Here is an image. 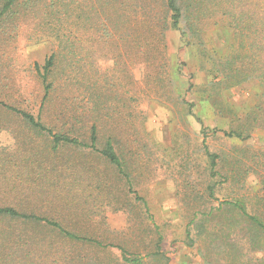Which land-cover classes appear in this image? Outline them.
<instances>
[{"label":"rangeland","instance_id":"obj_1","mask_svg":"<svg viewBox=\"0 0 264 264\" xmlns=\"http://www.w3.org/2000/svg\"><path fill=\"white\" fill-rule=\"evenodd\" d=\"M15 18L11 13L0 20V103L41 115L54 132L63 128L59 118L82 112L81 122H72L81 128L80 139L88 142L92 123L99 127V149L108 136H117L130 185L87 147L54 150L47 135L0 104L1 204L36 211L103 243L70 240L42 223L0 217V264H120L116 245L144 255L159 236L164 259L149 255L145 264H264V231L221 206L241 197L248 212L264 220V187L255 172L264 170V131L245 126L260 87L254 80L212 87V75L202 68L234 46L236 30L228 17L201 20L199 38L191 36L189 43L168 28L165 63L149 85L155 95L143 82L144 64L130 52L124 60L85 65L83 84L70 80L68 70L57 74L45 101L39 72L59 41L38 32L34 21ZM116 96L131 108L129 121L108 113ZM65 107L70 111L62 114ZM239 129L247 137L224 134ZM205 147L219 157L218 175L211 177Z\"/></svg>","mask_w":264,"mask_h":264},{"label":"trees","instance_id":"obj_2","mask_svg":"<svg viewBox=\"0 0 264 264\" xmlns=\"http://www.w3.org/2000/svg\"><path fill=\"white\" fill-rule=\"evenodd\" d=\"M136 10L139 11L137 14ZM11 13L13 16L16 15V18L19 17L23 23L34 21L38 32L56 37L59 41V48L53 50L45 59L42 72H39L45 92L43 101L57 85V74L68 70L66 76L70 80L74 79L76 83L83 84L85 65L106 58L124 60L123 57L130 52L134 53L136 61L144 64L146 80L143 82L148 92L155 95L157 90L149 85L152 79L159 75L165 63V38L168 28L179 30L182 40L189 43L191 36L199 38L201 20H207L212 14L226 16L236 30V42L223 58L208 59L209 65L202 68H206L212 75L208 82L212 87L223 84L229 88L248 80L256 81L260 87V97L255 107L246 115L245 126L248 129L258 128L264 131V0H2L0 20ZM181 24L185 28H181ZM84 91L82 90L83 95ZM117 98V103H113L108 113L112 115L111 118L119 117L129 121L131 108L124 104L125 100L122 97ZM0 104L18 114L30 129L47 135L54 150L64 145L87 147L114 165L117 172L124 175L130 185L129 175L125 171V161L115 148L117 136L113 134L108 136L104 146L99 149L97 147L99 127L92 123L90 128H83L88 130V142L80 139L78 131L80 127L73 124L81 122L82 112L73 110L72 115H64V119L59 118L63 128L60 127L54 132L53 125L42 121L41 115L35 116L3 102ZM134 110L136 108L133 107V113ZM69 111L65 107L61 112L65 114ZM243 133L244 129L224 131L226 136L238 139L247 137V135L243 137ZM205 153L209 159L211 177L218 175L219 172L215 169L218 155L210 153L207 147ZM255 172L259 185L264 187V176L261 174L264 170L257 169ZM207 190L212 195L213 185H207ZM3 195L4 193L0 191V196ZM222 205L234 210L240 218L249 220L256 231H264V220L259 213L248 212L243 198L222 201ZM0 217L42 223L58 230L70 240L99 246L103 244L92 235L68 230L58 220L36 211L20 209L13 204L0 202ZM161 240L162 237L159 236L154 243V250L152 252L148 250L144 255L134 253L122 245H116L121 252L120 264H145V257L149 255L164 259L160 252Z\"/></svg>","mask_w":264,"mask_h":264}]
</instances>
